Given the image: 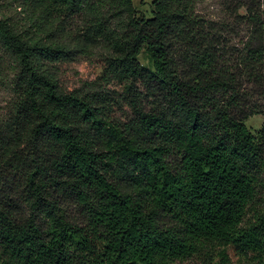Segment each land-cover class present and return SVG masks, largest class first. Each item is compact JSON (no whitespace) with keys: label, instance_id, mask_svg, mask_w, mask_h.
<instances>
[{"label":"trees","instance_id":"1","mask_svg":"<svg viewBox=\"0 0 264 264\" xmlns=\"http://www.w3.org/2000/svg\"><path fill=\"white\" fill-rule=\"evenodd\" d=\"M26 1L28 31L0 20L18 68L0 264H264V125H245L264 116V0H223L218 20L199 0H154L152 19L132 0ZM85 9L76 47L106 41L119 95L65 92L45 69L72 49L35 37L60 38L55 23Z\"/></svg>","mask_w":264,"mask_h":264},{"label":"rangeland","instance_id":"2","mask_svg":"<svg viewBox=\"0 0 264 264\" xmlns=\"http://www.w3.org/2000/svg\"><path fill=\"white\" fill-rule=\"evenodd\" d=\"M137 16L139 18L152 19V3L154 0H132ZM198 11L211 18L223 19L225 17V6L223 0H199L197 3ZM55 13V12H54ZM31 8L24 0H0V20L9 19L12 24L20 31H28L30 24ZM91 14L80 11L72 16H62V21L58 20L55 25L64 28V33L55 39H49L48 33L38 34L35 38H40L48 45L62 44L72 49L70 58L59 60L44 61L45 69L50 72L58 82L60 89L68 93L101 95L107 92L111 97L119 95L120 91L112 82L108 83L103 78L104 69L109 57V47L104 39H99L97 45L87 53H80L76 47L77 41L84 39V34L89 24ZM87 17V19H86ZM34 20V19H33ZM109 29L117 31L126 29L123 20L114 19L107 24ZM50 32V29H46ZM29 33H32L30 30ZM139 62L147 67L152 64L147 55L143 52L138 58ZM18 73L16 58L0 42V121L5 120L10 115L12 108L17 100L16 93L13 91V81ZM122 112L121 110H119ZM124 112V111H123ZM245 125L253 135L262 129L264 125L263 115H254L245 121ZM261 205L264 207V194L261 198ZM187 264V263H186ZM194 264V263H189Z\"/></svg>","mask_w":264,"mask_h":264}]
</instances>
